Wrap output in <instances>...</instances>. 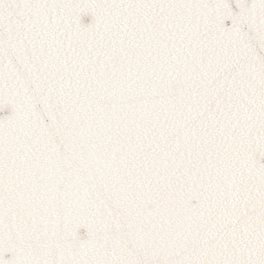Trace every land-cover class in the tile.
Here are the masks:
<instances>
[{
  "label": "snow or ice",
  "instance_id": "6c2138e0",
  "mask_svg": "<svg viewBox=\"0 0 264 264\" xmlns=\"http://www.w3.org/2000/svg\"><path fill=\"white\" fill-rule=\"evenodd\" d=\"M0 264H264V0H0Z\"/></svg>",
  "mask_w": 264,
  "mask_h": 264
}]
</instances>
